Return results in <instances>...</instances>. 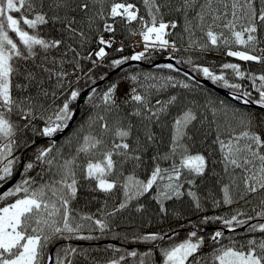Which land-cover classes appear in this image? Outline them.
<instances>
[{
	"label": "snow or ice",
	"instance_id": "obj_1",
	"mask_svg": "<svg viewBox=\"0 0 264 264\" xmlns=\"http://www.w3.org/2000/svg\"><path fill=\"white\" fill-rule=\"evenodd\" d=\"M142 4L144 14L136 0H0V184L19 174L0 191V264H76L77 251L122 264L70 241L109 235L118 210L146 208L145 194L161 221L177 219L123 237L147 242L123 250L139 264H264V111L215 97L192 74L264 108V0ZM208 51L241 62L209 61ZM158 56L168 62L153 67L169 74L124 69L96 83ZM78 109L87 116L57 140ZM117 189L114 206H79L82 192Z\"/></svg>",
	"mask_w": 264,
	"mask_h": 264
},
{
	"label": "trees",
	"instance_id": "obj_2",
	"mask_svg": "<svg viewBox=\"0 0 264 264\" xmlns=\"http://www.w3.org/2000/svg\"><path fill=\"white\" fill-rule=\"evenodd\" d=\"M136 2L140 5V11L141 14H144L145 9L142 4V0H136ZM166 19H172V18H177V14H166L165 16ZM179 19L181 21L180 25H178L174 32L179 33L182 30V25H183V18L182 16H179ZM171 38H178L176 35H173ZM132 48H128L125 50L123 54H128L130 53ZM111 51V49H109ZM209 52H216V51H208L206 55L203 57L204 59H207L209 61H217L219 63H224L227 60H235L236 62H241L239 58H234L231 56H225L221 53H218V57H209L208 53ZM163 58H168L166 56H158L156 59L152 62L149 61H138L133 62L131 64H128L124 67H121L119 71L113 72L107 79H104L103 82L99 85V88L103 89L105 85L109 82V80L114 79L117 75H124V69H127L128 71H140L141 69L144 70H154L159 72H164L165 74H169L170 70L166 68H161V69H155L152 65L153 62H155L158 59H163ZM135 60V59H131ZM130 61V60H129ZM246 64V62H245ZM139 65V67H137ZM253 67H259V65H252ZM90 67V65H89ZM185 70L186 71H191L190 69L187 68L185 65ZM230 72V70H227ZM99 73H97L98 75ZM173 75H177V73H171ZM193 75L197 76V80L202 81V79H208L207 77H203L202 75L192 73ZM100 80H97L98 82ZM214 83L213 81H211ZM203 85H206L209 90L212 91L213 95L215 97H219L221 99H225L227 103L233 104L235 103L237 106L242 107V108H247L249 110H253L254 112H260L264 111V108H261V106H258L253 102L248 103L247 105L244 104L243 101L238 100L236 97H233L230 94V89L224 88L222 85H215L222 87L226 94L223 95L204 82H202ZM244 83H247V81H244ZM127 84V81L121 83L120 91L118 93L122 94L124 91H126L125 85ZM169 89H174V90H181L177 86H169ZM169 89H165V92H168ZM187 91V90H185ZM164 93H161L163 95ZM159 98V96H157ZM193 98H196L198 101H203L204 95L201 93L199 96H195ZM86 99V94L85 98ZM84 104V100L81 105ZM87 116L86 111H82L79 109L78 116L76 120L72 123L70 129L64 133L62 136L67 135L68 132L72 131V128L75 126V122L78 120H81L83 117ZM224 117V113L220 114V118ZM214 131V130H213ZM213 133H209V146L213 147L218 151V148L215 145H211L210 141L212 138ZM62 136L58 139L60 140ZM43 141H38V143H42ZM198 147H204V145H198ZM19 172V170H18ZM31 175L35 176V172H30ZM141 174L142 173H138ZM46 178V177H45ZM19 179V177H18ZM120 190L117 189L116 192H113L110 197H105L102 192L97 190L96 192H91L90 195L94 197V199L89 200V193L87 191L81 193V197L79 199V206L85 210V211H92L96 212L97 208H100L101 205L104 203V201L107 199L108 201V207L114 206V204L119 203V200L116 198L119 195ZM87 201V203H86ZM140 203H144L146 205V208L144 210H138L135 208L134 204L131 207H128L124 210H118V214L115 217H112L114 227L111 229L110 234L107 236H99L97 238L93 239H84V238H76L74 237L70 243L78 246L79 248H86L89 250V256L94 257L97 261H103L105 258H116L119 256H123V262L122 264H139L140 257L136 256H130L126 255L123 250H128L131 251L132 249H137L138 251H145V248L147 246V242L143 241H133L131 239H125L123 238L124 236H131L133 234H139L144 231H157V230H165L168 227H175L176 225L172 223L173 220H176V217H172L170 214L169 216L164 219L163 221L160 220L159 216L157 215V208H156V203L151 200L150 194H145V198H141L139 200ZM169 208H172V204L168 205ZM177 206L178 202H177ZM238 206H243L242 204L238 205H232L231 207H238ZM105 211L107 208L104 209ZM229 206H224L221 208V211H228ZM251 214V213H249ZM179 223L183 224V220H180ZM215 225V222H213L211 225H209L210 228H212ZM111 232H118L121 235H112ZM184 233L180 232V236L183 237ZM109 245H116V248L109 247ZM75 261L76 264H85V261L87 260V264H92V261L89 260L87 257L83 256L80 254L79 251H77L76 256H75Z\"/></svg>",
	"mask_w": 264,
	"mask_h": 264
},
{
	"label": "water",
	"instance_id": "obj_3",
	"mask_svg": "<svg viewBox=\"0 0 264 264\" xmlns=\"http://www.w3.org/2000/svg\"><path fill=\"white\" fill-rule=\"evenodd\" d=\"M133 62H136V60H130V61L127 62L126 65L131 64V63H133ZM166 62H168V58H164V59L156 60L155 62L152 63V65H153V64L166 63ZM126 65H124V66H126ZM124 66H122V67H124ZM113 72H115V71H113ZM113 72H112V73H113ZM112 73H111V74H112ZM202 81H203L204 83H206L207 85L211 86L212 88H214L215 90H217L218 92H220L221 94H225V93H226L224 89L215 86L214 84H212V83L209 82L208 80L203 79ZM102 82H103V80H100V81H98V82H96V83H97L98 85H100ZM86 91H87V90H85V94H86ZM82 102H83V99L77 101L78 104H82ZM78 113H79V109L77 110V112H76V114H75V119L77 118ZM74 121H75V120H74ZM72 123H73V122H72ZM71 125H72V124H71ZM71 125H70V126H71ZM70 126L68 127L67 131L69 130ZM64 133H65V131L62 130V134H61V135H58V136L56 137L57 140H58V138H59L60 136H62ZM18 177H19V174L15 175L14 179L8 181L7 184H0V191L4 190L7 186H10L11 183H13L14 180L17 179Z\"/></svg>",
	"mask_w": 264,
	"mask_h": 264
},
{
	"label": "rangeland",
	"instance_id": "obj_4",
	"mask_svg": "<svg viewBox=\"0 0 264 264\" xmlns=\"http://www.w3.org/2000/svg\"><path fill=\"white\" fill-rule=\"evenodd\" d=\"M209 57H218V54L216 52H209L208 53ZM121 87V86H120Z\"/></svg>",
	"mask_w": 264,
	"mask_h": 264
}]
</instances>
